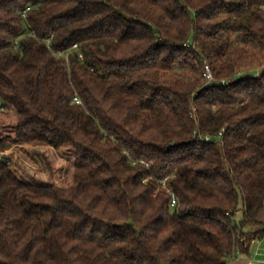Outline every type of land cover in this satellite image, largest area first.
<instances>
[{
    "label": "trees",
    "instance_id": "trees-1",
    "mask_svg": "<svg viewBox=\"0 0 264 264\" xmlns=\"http://www.w3.org/2000/svg\"><path fill=\"white\" fill-rule=\"evenodd\" d=\"M263 210L264 0H0V264H229Z\"/></svg>",
    "mask_w": 264,
    "mask_h": 264
},
{
    "label": "crops",
    "instance_id": "crops-1",
    "mask_svg": "<svg viewBox=\"0 0 264 264\" xmlns=\"http://www.w3.org/2000/svg\"><path fill=\"white\" fill-rule=\"evenodd\" d=\"M264 211L258 217L260 223L264 224L260 218ZM257 230V228H254ZM229 264H264V238L262 240H254L250 244L249 252L246 255L236 254Z\"/></svg>",
    "mask_w": 264,
    "mask_h": 264
},
{
    "label": "built area",
    "instance_id": "built-area-1",
    "mask_svg": "<svg viewBox=\"0 0 264 264\" xmlns=\"http://www.w3.org/2000/svg\"><path fill=\"white\" fill-rule=\"evenodd\" d=\"M204 77L209 81L212 82L214 80L213 74L211 72V69L209 66H205V72H204ZM77 100V99H76ZM77 103H80V101H77ZM2 110H4V107L1 108ZM206 140H210L209 137L206 138ZM162 187L171 195V208H176L179 205V201L177 199V197L173 194V192H171L169 190V188L166 185V181L163 182Z\"/></svg>",
    "mask_w": 264,
    "mask_h": 264
},
{
    "label": "rangeland",
    "instance_id": "rangeland-1",
    "mask_svg": "<svg viewBox=\"0 0 264 264\" xmlns=\"http://www.w3.org/2000/svg\"><path fill=\"white\" fill-rule=\"evenodd\" d=\"M260 70H257V72H259ZM46 169H44L43 170V172H45L46 173V171H45ZM34 178L36 179V180H39V181H50L51 179L49 178V174L47 173V174H39V173H37V174H35L34 175ZM264 211V210H263ZM262 221H264V212H263V214H262V216H261V218H260Z\"/></svg>",
    "mask_w": 264,
    "mask_h": 264
},
{
    "label": "water",
    "instance_id": "water-1",
    "mask_svg": "<svg viewBox=\"0 0 264 264\" xmlns=\"http://www.w3.org/2000/svg\"><path fill=\"white\" fill-rule=\"evenodd\" d=\"M117 225H122V223H119V224H117Z\"/></svg>",
    "mask_w": 264,
    "mask_h": 264
}]
</instances>
